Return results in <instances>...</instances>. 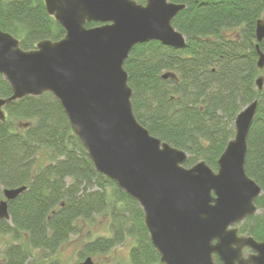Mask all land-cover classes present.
Instances as JSON below:
<instances>
[{"label":"trees","instance_id":"trees-1","mask_svg":"<svg viewBox=\"0 0 264 264\" xmlns=\"http://www.w3.org/2000/svg\"><path fill=\"white\" fill-rule=\"evenodd\" d=\"M170 2L185 5L172 24L185 36L186 45L178 49L150 41L132 49L124 68L135 116L152 136L188 154L186 168L204 161L217 171L220 156L235 137L236 117L258 101L245 170L262 193L255 201L258 212L240 223L238 231L264 241V82L261 89L257 85L259 78L264 81V68H259L256 48L264 0ZM0 29L25 51L66 34L47 12L45 0H0ZM259 48L264 54V40ZM12 95L0 74V99ZM3 113L0 195L5 189L26 190L9 201L10 219H0V235L11 239L0 249V264H60L54 256L81 233L80 223L102 215L109 217L111 234L87 241L78 254L81 260L105 256L130 241L128 261L114 264H163L142 208L116 182L96 172L53 94L8 102ZM41 156L49 162L42 164ZM32 250L42 256L30 263ZM215 261L220 262L217 256Z\"/></svg>","mask_w":264,"mask_h":264},{"label":"water","instance_id":"water-1","mask_svg":"<svg viewBox=\"0 0 264 264\" xmlns=\"http://www.w3.org/2000/svg\"><path fill=\"white\" fill-rule=\"evenodd\" d=\"M45 7L66 31L59 41L44 40L25 51L0 29V74L13 91L9 99H0V118L8 102L53 94L96 172L116 182L142 208L163 264H264V241L238 231L258 212L255 201L262 193L245 170L258 101L236 117L235 137L217 171L204 161L186 168L188 154L152 136L133 110L125 61L136 45L150 41L183 48L186 38L172 23L185 5L170 0H45ZM92 22L99 25L86 27ZM256 39L262 70L261 19ZM257 85L262 88V78ZM25 190H3L0 219H10L8 202ZM79 264L95 263L89 257Z\"/></svg>","mask_w":264,"mask_h":264},{"label":"rangeland","instance_id":"rangeland-1","mask_svg":"<svg viewBox=\"0 0 264 264\" xmlns=\"http://www.w3.org/2000/svg\"><path fill=\"white\" fill-rule=\"evenodd\" d=\"M264 82V81H263ZM40 162L47 164L49 162L47 156H41ZM2 193V192H1ZM3 194L0 195V201ZM81 233L77 236H73L61 249L55 254L54 257L60 260V264H79L83 260L79 257V251L83 245L99 236H110V220L108 216H98L93 222L86 224L80 223ZM11 242L9 237L0 235V249L6 247ZM131 247V242L128 241L124 245L116 248L110 254L105 256L92 257L97 264H114L118 261H128V254ZM33 258L30 259V263L34 262V258L42 256V253L38 250H32Z\"/></svg>","mask_w":264,"mask_h":264},{"label":"flooded vegetation","instance_id":"flooded-vegetation-1","mask_svg":"<svg viewBox=\"0 0 264 264\" xmlns=\"http://www.w3.org/2000/svg\"><path fill=\"white\" fill-rule=\"evenodd\" d=\"M9 203V202H8ZM248 253H250V250H249V252Z\"/></svg>","mask_w":264,"mask_h":264}]
</instances>
